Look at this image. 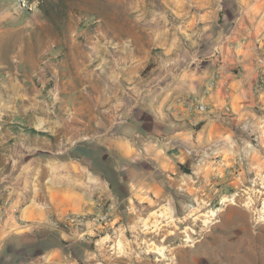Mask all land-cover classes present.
<instances>
[{
    "label": "crops",
    "instance_id": "1",
    "mask_svg": "<svg viewBox=\"0 0 264 264\" xmlns=\"http://www.w3.org/2000/svg\"><path fill=\"white\" fill-rule=\"evenodd\" d=\"M187 1L200 10L188 12L183 44L170 24L122 25L107 29L110 45L96 47L93 57L74 58L71 51L60 70L58 105L50 102L46 79L44 106L29 76L0 80V205L3 190L13 198L0 220V247L22 234L16 230L23 221L29 227L23 234L34 243L41 240L38 229H52L51 219L166 195L165 184L192 160L203 133L214 140L223 131L218 113L195 132L177 117L180 100L212 85L206 100L238 116L264 105V0ZM6 164L24 169L7 171ZM28 164L36 165L29 175L30 189L38 187L32 199L17 184Z\"/></svg>",
    "mask_w": 264,
    "mask_h": 264
},
{
    "label": "rangeland",
    "instance_id": "2",
    "mask_svg": "<svg viewBox=\"0 0 264 264\" xmlns=\"http://www.w3.org/2000/svg\"><path fill=\"white\" fill-rule=\"evenodd\" d=\"M199 10L187 0H0V80L29 76L44 106L46 79L50 102L58 105L60 70L71 51L74 58L93 57L96 47L110 45L107 29L122 25L153 29L170 24L183 44L188 12ZM212 89L209 85L185 98L211 106L208 113L193 120L178 115L180 108L176 114L196 132L220 113L223 131L214 140L203 133L192 146V160L165 184L166 195L115 205L112 226L96 235L89 226L64 233L47 227L34 230L41 240L32 243L23 234L29 227L20 222L16 231L22 234L7 237L0 247V264H264V105L238 116L230 106L218 108L206 100ZM18 127L11 130L44 137ZM23 166L5 165L7 171ZM26 166L29 172L21 175L18 191L32 199L38 187L30 189L29 175L36 165ZM1 195L0 206L9 207L13 198L5 190Z\"/></svg>",
    "mask_w": 264,
    "mask_h": 264
},
{
    "label": "built area",
    "instance_id": "3",
    "mask_svg": "<svg viewBox=\"0 0 264 264\" xmlns=\"http://www.w3.org/2000/svg\"><path fill=\"white\" fill-rule=\"evenodd\" d=\"M217 56L220 55L219 51H214ZM181 108L177 111V114L187 120H193L196 116L205 115L212 108L211 106L205 105L203 101L193 99H182L180 100ZM41 207L44 209L45 205ZM8 205L0 206V220H3L6 215ZM115 207H108L102 209L97 213L93 214H68L60 219H51L48 225L53 229L60 232L77 229V227L89 226L91 232L96 235L109 229L113 224L112 213Z\"/></svg>",
    "mask_w": 264,
    "mask_h": 264
}]
</instances>
